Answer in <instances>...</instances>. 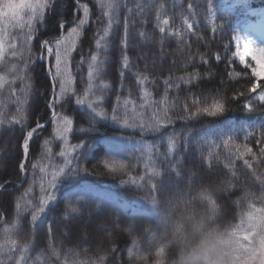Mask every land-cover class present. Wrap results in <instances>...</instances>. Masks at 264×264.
Returning a JSON list of instances; mask_svg holds the SVG:
<instances>
[{"label": "trees", "instance_id": "1", "mask_svg": "<svg viewBox=\"0 0 264 264\" xmlns=\"http://www.w3.org/2000/svg\"><path fill=\"white\" fill-rule=\"evenodd\" d=\"M3 2L0 0V4ZM7 2L12 7H18L26 0ZM94 2L80 0V3L89 4L91 27L102 31L107 24H96L91 13H102L98 6L93 9ZM71 4L72 0H56L54 8L46 10L44 21L39 22L38 26L33 22L36 27L32 41L27 40L30 14L25 15L23 26L8 22L0 24L3 30L0 36L3 49L0 77L4 78L0 81V118L5 119V124L0 126V189L7 190L6 193L0 191V264H172L177 254L182 252L180 245L187 235V220L193 212L219 205L218 221L231 228L247 210H264V163L250 160L253 168L248 169L242 160H231L227 149L215 147L222 137L232 135L241 137L242 141L246 133L264 127V111H250L246 107L247 104H257L259 88L242 100L231 101L234 92L246 90L250 82L264 86V57L254 56L255 62L244 51L246 41H251V48L264 47V42L255 34L256 22L264 21V0H213L216 23L225 24V28L222 35L220 32L216 34L215 43L210 48L204 46V42L211 39L210 32L206 30L211 26L206 0H116L111 9L113 28L108 50L100 53L103 63L93 79L88 101L77 104L73 95L68 94L60 105L61 111L74 121L72 133L68 134V144L56 139L52 126L43 134L45 139L51 141L52 164L62 163V158L58 156L60 149L67 148L69 152L68 163L56 185L59 210L49 214L37 226L30 224V215L25 211L26 201L35 202L40 195L41 174L37 169L34 177L33 170L28 167L25 179V174L19 172L22 153L16 149V145L23 132L20 129L6 132L5 128L13 117L21 120L22 124H28L25 133L35 126L38 119L41 122L49 120L51 82L46 77L49 68L54 71L55 60L40 51L36 40L42 42L51 39L55 48V40L61 34L67 36V30L61 29L60 24L62 20L69 19L65 12ZM137 4L144 5L142 13L136 9ZM160 5L164 7L159 8ZM128 8L133 11H127ZM157 14L160 21L156 20ZM2 15L3 9L0 8ZM72 15H75V11ZM80 16L83 17L82 10ZM126 16L133 18L131 23L135 25L130 28V49L127 53L132 67L125 71L124 77H120L118 72L121 70L122 53L119 39L123 35ZM164 18L171 21L170 31H182L190 48L186 49L178 37L158 33L156 24ZM136 20L143 23H135ZM184 20L195 25L191 35L183 24ZM141 30L146 31V40L136 37ZM85 33L82 42L77 41L78 51L70 62L75 77L72 87L78 89L77 95L81 97L87 88V64L82 69L77 64L81 55L87 57L89 50L96 51L91 28H85ZM198 38L200 42H197ZM230 40L233 51L228 56L227 77L224 76L223 64L213 63L211 78L198 59L195 66L191 65L190 55L219 51L223 56L224 50L220 44ZM160 54L162 58L153 62ZM232 55L242 58L244 64H239V59L236 64L231 63ZM41 56L49 60V68L46 62L43 65L35 63L36 58ZM245 65L247 70L242 71ZM256 65V74L258 78L262 77L260 81L252 76V69ZM197 71L202 78L190 91L187 85L181 86L183 90L175 87L166 89L164 81L169 77L175 80ZM140 76H147L148 79L141 84L134 79ZM102 84L108 87L104 88ZM193 94L202 100L200 107L210 105L213 99H222L229 110L223 116L200 115L181 121L179 116L184 114L181 110L183 104L187 103L191 111H195L191 108ZM99 96L103 97V102L98 108H103L109 114L112 107H118L120 115L149 120L154 114L162 116L167 110L175 121L168 132L175 129L179 136L186 128L195 137L191 152L182 140L177 146L175 156L180 161L178 168L181 170L176 174L169 171L170 166L162 155L167 151V137L163 142L160 137L163 133H140L138 129L124 128L112 119L98 116L87 102H94ZM125 100L129 103L125 104ZM152 144L156 145L155 149L148 147ZM70 145L75 151L71 150ZM32 151L33 163H49L44 159L42 141L40 144L37 142ZM209 153L214 157L219 154V159H212L211 176L207 175V161L203 162L205 167L201 170V157ZM105 161L109 164L124 163L126 168L130 164L135 165L130 169L134 175L137 172L144 174L147 164L149 168L155 166L161 175L153 177L154 190L143 184H119L121 178L127 179V175L121 176L124 169L117 166L113 171H108L104 167ZM48 171L50 179L52 168L49 167ZM253 175L259 176L260 181ZM29 187L33 191L25 196ZM17 203L19 208L16 207ZM54 215L56 218L52 220ZM89 218H95L94 224L102 226V231H98L95 225L91 228V224L87 223ZM114 221L119 222V228L115 232L109 228L104 233V228L110 227ZM49 224L51 232L48 231ZM133 239L136 240L135 244L131 243ZM117 247L121 251H115ZM125 248H131L146 260H131L123 252Z\"/></svg>", "mask_w": 264, "mask_h": 264}, {"label": "snow or ice", "instance_id": "2", "mask_svg": "<svg viewBox=\"0 0 264 264\" xmlns=\"http://www.w3.org/2000/svg\"><path fill=\"white\" fill-rule=\"evenodd\" d=\"M91 2V0H90ZM116 0H95L93 4V9L97 6L101 10L102 15L100 14H93L91 15L95 18V22L97 25L101 24L102 22H106L107 26L103 28L102 31H97L96 29L92 28V19H90V9L89 4L80 3V0H72V4L69 9L65 12V16H67L68 20H62L60 24L61 29L67 30V36L61 34V36L55 40V48L52 47V40L46 39L41 41H37L39 43L40 51L45 53L47 57L52 58L54 57L55 66L54 71L49 68L47 70V79L51 82V92L48 96V103H49V111L48 116L49 120L46 122H41L42 120L38 119L35 126L31 127L30 130L26 131L25 128H28V124L21 123V120L16 119L13 117L9 120L8 126L5 128L6 132H13L16 129H20L23 132V135L18 138V144L16 145V149L22 153L21 155V166L19 168L20 173L25 174V179H27V168L30 167L33 170V176L35 177V170L38 169L39 173L41 174V182H40V195L37 197V200L34 202L33 200L26 201V209L25 211L30 215V224L33 226L39 225L43 220L48 218L49 214L56 213L59 210V202L56 201V193H57V180L58 177L64 172V166L68 163L67 155L68 149L62 148L58 152V156L62 158V163L59 165L52 164V156H53V149L50 146L51 141L49 139H45L43 134L48 131V128L52 126L55 129V137L58 141L64 143L65 145L68 144L69 141V133H72L73 130V119L71 116L62 112L63 110L60 105L64 101L66 95L72 94L74 102L77 104L86 103L88 101L89 93L93 87V79L97 76L100 71V65L103 63L100 59L101 51L108 50V41L112 35V28H113V19L111 15V9L114 7ZM56 4V0H26L25 4L18 7H12L9 5L7 0H4L2 4H0V8L3 9V15L0 16V24L4 22L14 23V25H21L23 26L24 17L25 15H29L27 26H28V36L27 40L32 41L33 36L32 33L35 31V27L38 26L39 22L44 21V16L47 13L46 10H51L54 8ZM144 5L137 4L136 9L138 11L143 10ZM164 5H160L159 8H163ZM189 9L191 5L188 6ZM83 12V17L81 18L80 12ZM75 11V15H72V12ZM127 11H133V9L128 8ZM206 12L210 17V28L206 30L210 32L211 39L204 42L205 47H211V44L215 43L216 34L218 32L223 34V29L225 28V24L216 23V16L214 12V5L213 0H206ZM136 13V12H135ZM106 18V20H105ZM133 18H129L126 16L124 18L123 23V35L119 39V45L121 50V63L119 64V68L121 69L118 72L120 77L125 76V71L132 67L129 55L127 54L130 49V28L134 27L135 25L132 22ZM179 19V17H177ZM156 20L160 21V16L157 14ZM36 22V26H34L33 22ZM66 21V22H65ZM135 23L142 24V20H136ZM170 19L164 18L162 22L156 24V30L160 34H167L173 37L180 38V43L185 45V48H190L187 40L183 38V34L181 30L170 31ZM75 25L73 27H69V25ZM183 24L186 26L188 30V34H192V30L195 27L194 24L189 23L187 20L183 21ZM91 28V35L92 41H94V47L96 51L89 50L87 57L81 55L80 60L77 64V67L83 68L85 64H87V80L85 83L87 84V88L84 91L83 96L77 95V88H73V82L75 77L72 74L70 64L73 55L78 51L77 49V41L82 40L86 37L85 28ZM3 30L0 29V36H2ZM136 37L140 40L147 39L146 31H138L136 33ZM199 38H198V41ZM161 45H163L164 40L161 38L160 40ZM251 41H246L244 44V51L246 54L251 55V59L253 57H264V47L260 48H251L249 45ZM220 47L224 50V55L222 56L221 53L218 52H207L205 54H197V55H190V62L192 66L196 65L197 59L199 60V64L201 67H206L207 73L209 74V78H211L212 72V65L216 63L217 65L223 64L225 67L224 76L229 75L228 69V56L233 51V45L231 44V40L228 43H221ZM2 45H0V55H2ZM82 51V50H81ZM15 55V53H14ZM146 59V57H141ZM239 59V64H244V60L242 58L237 57L236 55H232L231 63L236 64L237 60ZM29 61H31V56H29ZM256 62V61H255ZM36 64L43 65L44 58L37 57ZM115 67V63H113ZM28 67V64H25V68ZM257 65L255 68L252 69V76L255 78L256 81H260L262 77L257 76L256 74ZM247 70V65L242 71ZM239 76V73H237ZM202 74L200 72H192L189 73L187 76H180L173 80L171 77L164 81L166 89H170L175 87L179 90H183L181 88L182 85H187L189 87V91L192 88L197 86V81L201 80ZM4 78L0 77V81ZM134 79H138L139 82L142 84L145 80L148 79L147 76H140L134 77ZM242 79V78H241ZM102 87L107 88V84H102ZM259 88V98L257 100L256 105L247 104L246 107L248 110H259L264 111V86H262L258 82H250V86L246 88V90H241L238 93H235L231 97V101H236L238 98L242 100L243 98L247 97L248 93L257 92ZM58 97V99H57ZM188 99L187 97L185 98ZM103 102V97L99 96L96 98L94 102H87L90 108L96 112L98 116L102 119H112L121 124L124 128L129 129H138L140 133H147L152 134L153 132L156 133H163L160 135L161 141H164L165 136L167 137V151L164 152L162 155L164 156L165 160L169 164L170 168L169 171L172 174H176L179 170L178 166L180 161L176 159L175 151L177 149L178 144L182 140L186 148L189 152L192 151V142L195 137L192 133L185 128L181 131L180 135L178 136L175 129L171 132H168V128L175 123L173 118L167 114V110H165L164 114L161 116L159 113L153 115V117L149 120L144 119H135L130 118L127 115H120L118 107H112L111 114L104 111L103 108H98V105ZM119 102V98L117 97V104ZM112 103V102H110ZM125 104H128L129 101L125 100ZM202 103L200 98H197L195 94H193L192 101H191V108H194L195 111H191L189 105L187 103L181 106L182 115L179 116L181 121L183 120H191L194 117H199L200 115H207L210 117L216 116H223L226 111L229 109L226 107V103L222 99H213L212 103L207 106L200 107L199 105ZM50 114V115H49ZM5 124V119L0 118V126ZM232 127L229 128V131ZM187 132V135H185ZM73 139H77L74 138ZM42 141L44 152V159L49 161L48 164H41V163H33L31 161V157L33 155V146L37 144V142ZM72 145V144H71ZM70 145V147H71ZM251 145V146H250ZM77 146H80L77 144ZM223 147L229 151V156L231 160H242L243 164L248 168L252 169L253 164L251 161H256L260 164L264 163V127L253 129L252 131L246 133L242 137H236L232 135H227L226 137H222L220 139V143L216 144L215 147L220 148ZM150 149H155L156 145L152 144L148 146ZM254 147L256 150L254 151ZM232 149H235L233 152ZM72 151H75V148L71 147ZM171 157V158H169ZM245 157H248L246 159ZM219 159V154L217 153L215 157L212 153H209L208 156L201 157V170H204V161H207V175H213L212 172V159ZM230 160V162H231ZM119 167L124 169V172L121 176L127 175V179L121 178L119 180V184H143L151 189H155L156 185L153 182V177L161 175L160 171L155 167L152 166L149 168V165L145 164V173L140 174L137 172L135 175L133 174L130 169L135 168V165H129L127 168L125 167L124 163L120 162H113L109 164L107 161L104 162V167L108 171H113L115 167ZM49 167L52 168L49 176ZM257 180L260 181V177L257 175H253ZM233 177L235 178V173L233 172ZM46 181V182H45ZM0 191L7 192L6 189H0ZM33 189L29 187L27 192H25V196L32 192ZM23 199V197H21ZM50 205H54L51 206ZM16 207L19 208V203L16 204ZM56 217L55 215L52 216V220ZM83 221L84 218L81 217ZM87 223L94 224L95 218H89ZM115 232L119 228V222L114 221L111 223L110 227L104 228V233L109 231ZM48 231L51 232V224L48 225ZM130 233V231H129ZM132 244L136 243V240L133 239L131 241ZM9 251H12L11 249ZM117 252L121 251L119 247L115 250ZM124 253L133 261H141L142 259L146 260V257L140 256L137 252H134L131 248H125L123 250ZM11 259V257H10ZM19 264V262H17Z\"/></svg>", "mask_w": 264, "mask_h": 264}, {"label": "clouds", "instance_id": "3", "mask_svg": "<svg viewBox=\"0 0 264 264\" xmlns=\"http://www.w3.org/2000/svg\"><path fill=\"white\" fill-rule=\"evenodd\" d=\"M219 205L202 208L188 217L187 235L180 245L172 264H229L228 250L218 243L217 237H226L229 225L218 221Z\"/></svg>", "mask_w": 264, "mask_h": 264}, {"label": "rangeland", "instance_id": "4", "mask_svg": "<svg viewBox=\"0 0 264 264\" xmlns=\"http://www.w3.org/2000/svg\"><path fill=\"white\" fill-rule=\"evenodd\" d=\"M255 34L264 41V21L255 24ZM158 55L153 62L162 58ZM95 224H91L93 228ZM102 231V226H97ZM229 253V264H264V210L249 209L239 222L227 231L226 237H217Z\"/></svg>", "mask_w": 264, "mask_h": 264}]
</instances>
